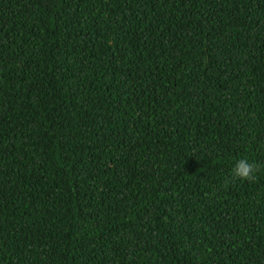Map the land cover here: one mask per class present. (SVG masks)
Segmentation results:
<instances>
[{"label":"trees","instance_id":"16d2710c","mask_svg":"<svg viewBox=\"0 0 264 264\" xmlns=\"http://www.w3.org/2000/svg\"><path fill=\"white\" fill-rule=\"evenodd\" d=\"M0 264H264V0H0Z\"/></svg>","mask_w":264,"mask_h":264},{"label":"clouds","instance_id":"9594fccd","mask_svg":"<svg viewBox=\"0 0 264 264\" xmlns=\"http://www.w3.org/2000/svg\"><path fill=\"white\" fill-rule=\"evenodd\" d=\"M258 171L259 168L256 164L250 162L247 158H240L235 162L231 170V176L233 179L252 183L256 180Z\"/></svg>","mask_w":264,"mask_h":264}]
</instances>
